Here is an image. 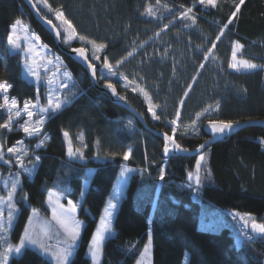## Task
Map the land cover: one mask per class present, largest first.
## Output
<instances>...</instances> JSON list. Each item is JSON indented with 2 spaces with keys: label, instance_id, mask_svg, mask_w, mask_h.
I'll list each match as a JSON object with an SVG mask.
<instances>
[{
  "label": "trees",
  "instance_id": "16d2710c",
  "mask_svg": "<svg viewBox=\"0 0 264 264\" xmlns=\"http://www.w3.org/2000/svg\"><path fill=\"white\" fill-rule=\"evenodd\" d=\"M237 2L239 0H217L215 8H205L196 0H159V3L157 0H48L53 9L62 8L79 34L105 43L106 48L99 54L100 60L107 56L113 64L126 55L130 43L138 40L144 29L151 27L152 16L141 15L146 6L150 5L158 15L178 16V28L188 25L201 31L204 37L198 42L207 45L215 40ZM181 5L193 7L196 24L180 17ZM36 6L52 20L51 12L44 5ZM17 18L28 20L40 39L61 56L73 77L70 84L75 87L71 92L76 95L73 102L63 106L59 113L49 114L43 133L50 139L40 148L35 145L41 137H26L13 125L11 131L5 129V134H0L4 160L9 161H0L1 177L18 171L15 157L6 153L7 147H12L16 141L22 140L21 148L28 150L29 156L24 157V161L29 167L32 166L29 158L41 157L32 175L21 171L20 195L27 194L28 199L26 202L22 199L17 201L18 212L9 232L13 243L18 242L32 208L47 211L44 201L48 190L77 200L81 195L82 182L90 171L89 183L77 212L83 220L82 235L70 261L71 264H91L87 245L97 216L120 167L127 165L135 171L131 173L117 204L112 221L114 234L104 242L100 264H133L148 232L153 244L152 264H183L185 253L186 264H264V236H253L248 229L250 221L246 228L239 216L231 214V211L251 213L258 222H264V143L260 142L264 140V125L244 126L233 135L206 146L202 150L207 158L203 175L210 172L211 177L204 179L196 192L187 187V172L194 170L198 154L165 157L163 140L154 133L156 130L171 134L166 120L174 117L188 83H193L194 87L182 106L181 118L193 116L203 108L208 109V113L198 119L195 132L177 130L175 138L189 150L207 138L204 125L210 119H264V0H245L237 17L217 41L214 50L222 62L219 81L214 86L212 81L205 79L207 88L203 92L198 84L204 77V71L197 73L196 81L185 77L183 82L177 83L175 79L171 81L174 75L169 62L153 59L146 63L143 59V67L138 69L139 76L146 77L160 90L152 94L153 103L161 106L164 99L167 101L165 111H157L160 120L151 118L147 103L139 93L124 87L118 78H109L117 92L120 95L124 92L126 100L142 115L146 126L91 85L85 69L57 50L50 33L34 19L23 0H0V81L12 85L6 93L9 98L17 99L18 105H22L26 100L37 101V98L45 103L46 97L44 84L37 87L24 78L20 56L8 50L9 26ZM191 36L196 41L195 33L192 32ZM231 41L243 45L239 56L257 64L256 69H228ZM79 45L78 41L68 44ZM93 63L99 79L101 64ZM179 75L183 73H177L175 78ZM99 82L103 83L100 79ZM171 87L174 94L168 95ZM6 120L7 114L0 109V123ZM64 130L69 132L73 149H83V159L67 156ZM80 134L84 136L83 141L77 139ZM127 148L132 149V154L128 161H124L122 153ZM161 167L165 169L163 180L159 179ZM212 207L217 211L211 216ZM220 214L224 223L219 229L203 226L204 220L210 216L220 225ZM10 264L52 263L36 249L26 247L23 257L17 259L12 256Z\"/></svg>",
  "mask_w": 264,
  "mask_h": 264
},
{
  "label": "snow or ice",
  "instance_id": "6c2138e0",
  "mask_svg": "<svg viewBox=\"0 0 264 264\" xmlns=\"http://www.w3.org/2000/svg\"><path fill=\"white\" fill-rule=\"evenodd\" d=\"M31 2V0H30ZM37 2H41V0H37ZM199 5L204 6L205 8H215L217 6V0H196ZM245 2V0H239V2L234 3L233 7L234 10L231 12L230 16L226 23L220 27L219 34L216 36L215 40L210 41L211 47H208L203 53V61L199 63V68L197 71L204 69L206 65V61L212 57V53L214 49L217 47V41L221 40L222 36L224 35L225 31L229 28V25L233 22L234 18L237 17L241 5ZM44 7L48 9L49 12H53L55 18L61 22V25H66L63 28L64 33V42L69 43L70 41L78 39L79 41L85 42L87 45H91L92 56L91 60H89L86 52L88 51L85 47H78L72 48L71 50L77 54L82 60L87 62V68L90 70L92 77L95 79L97 76L96 72V65L92 61H98L101 59L97 53H101L102 50L106 48V44L103 42H97L93 39L88 38L85 35L79 34L77 28L74 26L73 22L69 20L66 16L62 8H55L53 9L51 5L48 4V0H42ZM159 3V0H157ZM32 6L35 8L36 4L33 3ZM183 10L180 11L179 15L181 18L185 20H190L192 24H196L197 17L193 15V7H185L184 5L180 6ZM149 15L155 16L156 13L153 8L149 5L145 7V10L141 15ZM42 19H44L42 17ZM50 26H52L53 30L56 32V36L59 39L61 36V32L57 29L56 25L52 24L51 20H46ZM186 27L188 25H185ZM168 25H164V28H167ZM9 34L7 36V43L13 49H20L21 48V37L18 34L20 30L27 31V26L22 24L21 19H16L13 23L9 26ZM159 35V33H157ZM25 41L29 39V37H24ZM32 41L34 42L33 45L29 46L26 50L27 53H31L35 51V44L39 43V36L35 34L31 37ZM143 46V45H141ZM47 47V46H43ZM243 47L238 41H233L231 45V59L228 62V67L233 70H254L258 67L257 64L253 63L251 60L248 59H237V54L239 50ZM136 49L133 48L130 51L126 52V55L122 56L120 59L115 61V64L110 63V60L107 56L103 57L102 67L103 69L107 70V75L103 76L104 79V87L106 89L111 90L113 96L118 95L115 85L108 79V76H119V78L125 81V87H129L130 85H135L131 88L133 93L139 91L142 94L143 98L147 102V112L151 114V118L153 120H160L161 116L157 114L158 105L153 103V99L150 96L149 92L145 90V88L140 87L139 84L136 83L134 79H129V77L122 73L118 72L119 66L129 58L132 57L135 53ZM38 54V53H37ZM59 61V58H56ZM48 65L53 64L52 60L47 61ZM62 65V62L57 66V73H53V77L59 74V67ZM25 68L27 70V74L29 76L35 77L36 80L39 82L41 80V72H40V65L37 64L35 58H32V63H28V56L25 57ZM45 72H47V66H45ZM64 77L66 78L62 81L58 88L55 90L51 89V85L54 83V79L50 78L47 80V84L49 86V91L47 93V106L41 107L37 102H33L32 100H26L23 103L22 109L18 107L17 99L12 98L9 100L7 95L3 96V103H0V109H7L9 113L8 120L4 123H0V129H7L9 131L12 130V122L13 117H20L23 114L27 116V119L24 120L23 124L19 125V130H21L26 137H41L39 142L35 145L36 148H40L43 146L46 141L50 139L49 136L43 133V129L46 123V120L49 114H57L59 113L63 106L68 105L73 102V97H75L76 93L71 92V88L75 87L74 84H70L73 80L72 75L65 71L63 73ZM143 79V77H141ZM192 81H196L198 79L197 76H193ZM12 87L7 81H0V92L8 93L9 89ZM194 87L193 83L186 84V87L183 91V95L179 100V107L176 108L175 116L170 120H166V122L170 125L171 134L168 132L162 133L163 136V145H162V152L165 157L170 156L173 152H188L189 150L181 145L178 140L175 138L176 133L178 130V121L181 120L182 117V106L184 105L186 98L190 94V90ZM68 89L69 91L62 96V90ZM119 100L126 101V97L120 95ZM210 107V106H209ZM215 111V109H213ZM208 109H204V111H198L195 113V119H192L191 125L195 126L197 120L200 119ZM37 117L33 119V117ZM129 124L132 121L128 122ZM240 121L237 120H215L210 119L207 121V126L210 130L212 136H216L219 134H224L226 131H231L235 125H238ZM63 137L67 141V156L72 157H79L80 159L84 158V153L82 148H75L73 149L71 140L69 139V132L64 130L62 132ZM77 139L80 141L84 140L83 134H80ZM264 143V140L260 141ZM23 143L22 140L16 141V145L7 148V153L12 154L15 157L16 167L18 171L15 173L13 178L11 179L10 184H5V192L0 194V264H10V257L15 256V258L20 259L23 257V252L26 247H35L39 250L40 254L47 255L51 258L52 261H55V264H71L70 257L73 255V251L78 245L81 235H82V222L76 218V212L78 205L72 199L67 200V206L60 202L61 197L60 195L53 193L51 191L48 192V202L49 207L52 209V221L55 222L56 226V233L59 243L55 250H53L50 245L45 243L46 239H51L52 235V225L51 223L46 224L45 226L41 227L40 230L37 232L34 226L33 217L37 215V210L32 209V215L28 217L27 224L24 226L22 234L19 236V240L17 243L9 242V232L13 227V222L16 219V213L18 212L17 202L15 197L17 195L18 185L20 184V176L21 171L26 175H32L33 171L37 167V163L40 161V156H35V159L32 160L29 158V164L32 166L29 167L25 161L24 157L29 156V152L25 148L18 147ZM201 144L196 149L197 158L195 160L194 171L189 170L187 172V179L189 183L187 187L192 189L193 192H196L198 187L201 185L202 181L206 178L211 177V173L208 172L207 176L203 175V169L207 164L206 154L202 151L206 145ZM86 147V145H84ZM2 148V146H0ZM132 154V149L127 148L122 153V159L124 161H128ZM4 152L0 150V161L4 163H9V161L4 160ZM113 157L116 155L115 153L112 154ZM135 171L133 168H129L126 166H121V170L119 173V177L123 178L121 183L126 182L127 174L132 173ZM141 171H147V169H142ZM165 176V169L163 167L160 168L159 172V179L163 180ZM119 179V178H118ZM83 196L84 193L81 192ZM120 198V185L114 186L112 198L109 199L106 207L103 210V215L100 217V223L92 232L90 240L87 245V251L90 257L91 264H100L102 252H103V245L106 240V234L113 233V225H112V217L113 211L117 207V204L113 202V200L118 201ZM25 202L28 199L27 194L22 196L21 198ZM54 199V203H53ZM5 208L7 209V213L5 215ZM236 216H240V219L244 222L245 227H248L250 221L251 231L255 233L257 236H264V222H258L255 218H253L251 213H234ZM249 240H252V237H248ZM151 246H152V237L151 233H149L148 241L145 243L143 250L140 252L139 256L140 259H137L135 264H151L150 254H151Z\"/></svg>",
  "mask_w": 264,
  "mask_h": 264
},
{
  "label": "rangeland",
  "instance_id": "374dc122",
  "mask_svg": "<svg viewBox=\"0 0 264 264\" xmlns=\"http://www.w3.org/2000/svg\"><path fill=\"white\" fill-rule=\"evenodd\" d=\"M34 2L36 5H43L42 2H37V0H34ZM51 16L53 17V18L51 17L52 20H54L56 22V24L55 23L54 24L58 27L59 31L61 32L62 42L64 44L68 45L72 41H70L69 43L64 42L63 28H65L66 25H61V22L55 18V15L53 12H51ZM177 17L178 16L173 17L170 14H167V15L156 14L155 16H152L151 27L144 29L142 35L138 38V40L132 41L129 45V51L132 50L133 48H135L136 49L135 53L133 54L132 57H129L122 64V66H119V68H118V72H122V73L126 74L129 77V79H134L136 81V83L140 85V87L145 88V90H147L149 92V94L152 98H153L152 94L153 93H159L160 90H159V87L155 86L154 83H149L147 81L146 77L145 78L143 77V79H141V77L139 76V74H138L139 70L138 69L143 67V59H145L147 61L146 63L151 62V60H153V59H154L153 61L156 60V61H159L162 63H164L165 61L169 62L172 65L171 74L174 75V76H172L171 81H173L175 79L176 82L178 83L179 81H182V79L185 77H187V78L193 77V76H196L197 73L201 72V70L197 71V69L199 68V63L203 61L204 51L208 47H211L210 43L206 45L205 42H202V44L198 42L200 39L203 40V37H204L201 31L193 29L190 26H187V27L184 26L183 28H178ZM19 19H21L23 25L27 26V31L20 30L18 32V34L21 37V40H20L21 48L13 50L8 45V43H7V47L11 53H17L20 56L22 74H23L24 78L33 82L37 87L44 84L45 95H46L45 103H42L39 99H38V103H39V106L46 107L47 106V93L49 91V86L47 84V80L50 78L54 79V83H53V85H51V89L55 90L58 88L59 84L66 79L64 77L63 73L65 71L69 72V70L65 66L64 60L61 58V56L59 54H57V52L54 51L51 48V46L44 43L41 39H39V43H36L34 45L35 51H33L31 53L26 52V50L29 48V46L33 45V43H34L31 39L32 35L35 34L36 36H38V34L35 33L31 29V26H30V23L28 20L23 19V18H19ZM164 25H168V27L164 28ZM192 32L195 33L196 41H194L192 36H191ZM157 33H159V35H157ZM8 34H9V32H8ZM25 36L29 37L27 42L24 39ZM73 41H78L79 43H81V45L83 47L87 48L88 55L91 59V56H92L91 45H87L85 42L79 41L78 39L73 40ZM6 42H7V38H6ZM232 42L233 41L229 42L230 43V53H229L228 62L231 59ZM141 45H143V46H141ZM43 46H47V47L45 48ZM99 54L100 53H97V55H99ZM26 55L28 56V63L29 64L32 63V58L34 57L37 64L40 65L39 70L41 72V80L39 82L36 80L35 77L29 76L27 74V70L25 68V57H26ZM57 57L59 58V61H57V59H56ZM212 57H214V58H209V60L205 62L207 66L204 69H202V71H204V77L201 79V81L198 84V88L201 92L205 91V89L207 88L205 85L206 84L205 79L212 81L213 85L214 84L217 85V83L219 81V76H220L219 68L221 67L222 62H221L220 58L218 57V54L215 50L212 53ZM134 58H136L137 61H135ZM129 59H131V60H129ZM237 59H245V58L240 57L239 52H238ZM48 60H52L53 64L48 65L47 64ZM102 61L103 60L92 61V62H99L101 64L100 69L102 71V74L99 75V79L104 82L103 76L107 75V70L103 69ZM60 62H62V65L59 67V74L56 75L55 77H53L52 74L57 73V70H58L57 66H58V64H60ZM134 65H136V67H137L136 69L134 68ZM45 66H47V72H45ZM227 67H228V65H227ZM228 69L232 70V71H237V70L230 69L229 67H228ZM239 71H246V70L241 69ZM177 73H181V74L183 73V75H179L175 78ZM110 77L118 78L119 81L121 82V84L125 87V81L121 80L118 75L117 76H108V79ZM110 81L113 82L112 80H110ZM177 83H175V84H177ZM134 86L135 85H130L127 88L131 90V88ZM172 88L173 87H171L170 90L167 91L168 95L174 94V92L172 93ZM65 90L66 89L62 90V96H63V94H65V92H66ZM137 93H139V91H137ZM4 95H6V94L0 92V103H3V96ZM121 95L126 96L124 92H122ZM139 95L142 97V99H144L142 94L139 93ZM11 99L12 98H9V100H11ZM33 102H37V101H33ZM166 102L167 101L164 99V101H162L161 106L159 104H157L158 105V108H157L158 112L162 113L165 111V108L167 107V104H165ZM18 107L22 109L23 104L18 105ZM204 109L205 108H203L199 111H204ZM4 112L7 114V120H8L9 113H8L7 109H4ZM158 112H157V114L159 115L160 113H158ZM205 113H208V112H205ZM36 118L37 117H35V116L33 117V119H36ZM195 118H196L195 113L193 114V116H186V117L181 118V120L178 121V130L179 131L182 130L185 133L195 132L196 128H197V123L195 126L191 125L192 119H195ZM25 119H27V116L23 113L20 117H13V122H12L13 127L19 128V125L23 124ZM197 122H198V120H197ZM0 132H1L0 134H5V129L4 130L0 129ZM14 145H16V143ZM66 145L68 146L67 141H66ZM18 147H21V146L19 145ZM6 153H7V150H6ZM123 166L133 168V167H130L127 165H123ZM120 170H121V167H120L118 175H117L115 181L113 182V184L110 188V191L106 197L104 206H103L101 212L99 213V215L97 216L96 224H95L93 231H95V229L99 225L100 217L103 215V210L106 207L109 199L112 198L114 186H116L118 184L120 185V198H121L122 194L124 193L127 181L129 179L131 173L127 174L126 182L121 183V181H123V178L119 177ZM16 172L17 171H14L11 174H8L7 176H4V177L0 176V194H3L5 192V188H4L5 184H10L11 179L13 178V176L15 175ZM89 177H90V171L87 172L86 178H84V180L82 182L81 192H83V193L85 192V190L88 186ZM49 191L60 195V197H61L60 202L62 204H64L65 206H67V200L70 198L65 197L64 195H62L61 193H59L55 190H48L47 194H46L45 201H44V204H45V207L47 208V211L42 212V211L36 209L37 215L33 217L34 226H35V229L37 232L40 230L41 227L45 226L46 224L51 223V225H52L51 239H46L45 243L50 245V247L53 250H55L58 243H59V240H58L57 236L55 235L56 226H55V222L52 221V209H51V207H49V202H48V192ZM21 198H22V196L20 195V190H19V185H18L17 195L15 197L16 202L18 200H20ZM81 198H82V195H80V197L77 200L72 199L78 205L77 212H78L79 206L81 205ZM54 202L55 201L53 199V203ZM113 202L118 204L119 200L118 201L113 200ZM17 207H18V204H17ZM116 208L113 211L112 221H113V218H114V215L116 212ZM32 209H35V208H32ZM32 209L30 211L29 216L32 215ZM210 209H211L210 215L212 216L214 214V212L217 211V209L215 207H212ZM77 212H76V218L79 221H81L82 225H83V220L78 216ZM6 213H7V209L5 208V215H6ZM234 213H240V212L231 211V214L233 216H234ZM240 214H243V213H240ZM211 216L209 217L208 220H206V219L204 220L203 226H205L207 228L219 229L220 226L224 223V219H223L222 215H221V217H222L221 222L222 223L220 225H219V223H216L214 218ZM240 221L242 222V224H244V222L241 219H240ZM26 224H27V221H26ZM210 224H213V225L216 224L218 226H215V225L212 226ZM113 234H114V231L112 234H106V238L112 236ZM148 236H149V232L147 233L142 244L140 245V248L138 249L137 257H136L133 264H135L137 259H140L139 254L143 250L145 243H147ZM239 241L240 240L238 239L237 243H239ZM9 242H12L10 240V233H9ZM32 248L36 249L35 247H32ZM36 250L39 252L38 249H36ZM73 253H74V251H73ZM87 254H88V251H87ZM43 256H45L47 259H49L52 264H55V261H52L49 256H47V255H43ZM88 256H89V254H88ZM150 260H151V264H152V246H151ZM186 261H187V253H185V255H184L183 264H186ZM100 263H101V261H100ZM145 264H147V261L145 262Z\"/></svg>",
  "mask_w": 264,
  "mask_h": 264
},
{
  "label": "water",
  "instance_id": "95a60500",
  "mask_svg": "<svg viewBox=\"0 0 264 264\" xmlns=\"http://www.w3.org/2000/svg\"><path fill=\"white\" fill-rule=\"evenodd\" d=\"M23 2L26 5V7L28 8L29 12L34 17V19H36L41 24V26L50 33V35L52 37L53 44L57 48V50L59 52H61V53L66 54L69 58H71L72 60H74L76 63H78L79 65H81L85 69L86 74H87V76H88V78L90 80L91 85L95 89L99 90L100 92L105 93L108 96V98L110 99L111 102H113L115 104H118L121 107H123L130 114H132L134 116V118L137 121H139L143 126H146V123H145L142 115L138 112V110L135 107H133L127 100L126 101L119 100L118 97L120 96V94L118 92H117L118 95L113 96L112 93H111V90L106 89L104 87V82L103 83H100L99 82V79H98L97 76L94 79L92 77V75H91L90 70L87 68V62L84 61V60H82L80 57L77 56L76 53H74L71 50L72 48H78V47H83V46H81V45H79V46H68V45L64 44L62 42V40H61V36L58 39L57 36H56V32L53 30L52 26H50L48 23H46V20H51V19L45 17L39 11V9L37 8V6L35 8L32 6V4L34 3V1L31 0V2H30V0H23ZM42 17L44 19H42ZM52 24L55 25L53 21H52ZM57 29H58V27H57ZM86 55L88 56V51L86 52ZM247 125H264V119H247V120H241L240 123L238 125H235L231 131H226L224 134H219V135H216V136H212L211 135L210 130H209L207 124H205L204 125V131L207 134V138L202 143H200L199 145L205 144V142L207 141L208 143H207L206 146H208L209 144H211V143H213V142H215L217 140H220V139H222L224 137H228L230 135H233L239 129H241L242 127L247 126ZM154 133H156L158 136H160L162 138V140H163V136H162V133L163 132H158V131L154 130ZM0 146H2L1 139H0ZM198 146L196 148H194V149H190V150L188 149L189 150L188 152H173L172 154L173 155H197L196 149L198 148ZM2 148H0V150H2ZM248 229H249L250 233L253 236L259 237V236H257L255 233H253L251 231L250 224H249Z\"/></svg>",
  "mask_w": 264,
  "mask_h": 264
}]
</instances>
